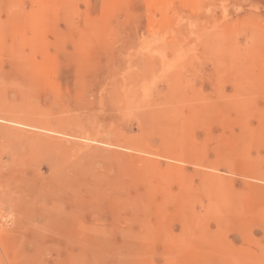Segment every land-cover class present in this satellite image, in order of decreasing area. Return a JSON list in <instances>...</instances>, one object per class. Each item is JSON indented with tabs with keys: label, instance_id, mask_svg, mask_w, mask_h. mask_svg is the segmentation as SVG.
Wrapping results in <instances>:
<instances>
[{
	"label": "rangeland",
	"instance_id": "obj_1",
	"mask_svg": "<svg viewBox=\"0 0 264 264\" xmlns=\"http://www.w3.org/2000/svg\"><path fill=\"white\" fill-rule=\"evenodd\" d=\"M0 160V264H264V0H0Z\"/></svg>",
	"mask_w": 264,
	"mask_h": 264
},
{
	"label": "bare ground",
	"instance_id": "obj_2",
	"mask_svg": "<svg viewBox=\"0 0 264 264\" xmlns=\"http://www.w3.org/2000/svg\"><path fill=\"white\" fill-rule=\"evenodd\" d=\"M26 123H27V122H26ZM29 124H30V123H29ZM32 126H33V125H32ZM28 127H30V126L28 125ZM8 129H9V128H8ZM33 129H34V128H33ZM30 130H31V127H30ZM8 131H9V130H8ZM13 132H14V131H12L11 133H13ZM29 132H30V131H29ZM29 132H28V133H29ZM4 133H5V132H4ZM11 133H10V134H11ZM8 134H9V133H8ZM10 134H9V135H10ZM13 134H14V133H13ZM26 134H27V133H26ZM36 134H37V133H36ZM23 135H24V134H23ZM71 135H72V134H71ZM31 136H32V135H30V138H31ZM17 137H18V136H17ZM19 137H20V136H19ZM22 137H23V136H21L20 138H22ZM25 137H26V136H25ZM25 137H23V138H25ZM35 137H36V136H35ZM11 138H13V137H11ZM27 138H28V136H27ZM30 138H29V139H30ZM43 138H44V137H43ZM31 139H34V138H31ZM36 139H38V138H36ZM39 139H40V138H39ZM39 139H38V140H39ZM21 140H22V139H21ZM23 140H24V139H23ZM40 140H41V139H40ZM40 140H39V141H40ZM48 140H49V138H48ZM50 140H51V139H50ZM17 141H18V140H17ZM17 141H16V142H17ZM27 141L29 142L30 140H27ZM32 141H33V140H32ZM51 141H52L51 143H53V140H51ZM11 142H12V141H11ZM11 142H9V143H11ZM14 142H15V141H14ZM19 142H20V141H19ZM22 142H24V141H22ZM36 142H37V141H36ZM36 142L34 141V144H33L34 147H33V148H35V143H36ZM45 142H46V141H45ZM49 142H50V141H49ZM49 142H48V143H49ZM31 143H32V142H31ZM40 143H41V142H40ZM46 143H47V142H46ZM46 143L43 142L44 145H45ZM11 144H12V143H11ZM17 144H19V143H17ZM22 144H23V143H22ZM71 144H72V143H71ZM15 145H16V144H15ZM46 145H48V144H46ZM17 146H18V145H17ZM19 146H20V145H19ZM21 146H22V145H21ZM28 146H29V145H28ZM36 146H37V145H36ZM38 146H39V145H38ZM13 147H14V146H13ZM30 147H32V146H30ZM11 148H12V146H11ZM11 148H10V149H11ZM18 148H19V147H17V149H18ZM59 148H60V147H59ZM75 148H76V147H75ZM17 149H16V150H17ZM19 149H21V148H19ZM19 149H18V150H19ZM31 149H32V148H31ZM38 149H39V148H38ZM64 149H66V148H64ZM77 149H78V146H77ZM26 150H27V149H26ZM26 150H24V151H26ZM67 150H68V149H67ZM14 151H15V150H14ZM31 151H32V150H31ZM35 151H36V149H35ZM59 151H60V150H59ZM82 151H84V150L82 149ZM86 151H87V150H86ZM22 152H23V150H22ZM28 152H29V150H28ZM33 152H34V151H32L31 154H34ZM61 152H62V151H60V153H61ZM63 152L66 153L65 151H63ZM17 153H18V152H17ZM26 153H27V152H26ZM55 153H56V151H55ZM57 153H58V152H57ZM57 153H56V154H57ZM28 154H29V153H28ZM28 154H27V155H28ZM66 154H67V153H66ZM76 154H77V152H76ZM16 155H17V154H16ZM19 155H20V154H19ZM24 155H25V154H24ZM60 155H61V154H60ZM64 155H65V154H64ZM68 155H69V154H68ZM68 155H66V156H68ZM78 155H79V154H78ZM85 155H86V154H85ZM85 155H83V157H84ZM31 156H32V155H31ZM34 156H35V155H34ZM56 156H57V155H56ZM75 156H76V155H75ZM14 157H15V155H14ZM61 157H62V155H61ZM64 157H65V156H64ZM69 157H70V156H69ZM88 157H89V156H88ZM30 158H31V157H30ZM65 158H66V157H65ZM75 158H77V157H75ZM75 158H74V159H75ZM84 158H85V157H84ZM86 158H87V157H86ZM15 159H16V157H15ZM15 159H14V161H15ZM75 160H76V159H75ZM78 160H79V159H78ZM23 161H24V160H23ZM65 161H66V160H65ZM72 161H73V159H72ZM76 161H77V160H76ZM0 162H1V160H0ZM80 162H81V161H80ZM80 162H79V163H80ZM84 162H85V161H84ZM86 162H87V161H86ZM86 162H85V163H86ZM76 163H77V162H76ZM76 163H75V161H74V163L72 162L71 165H73L74 168H75V167L78 168V170H79V168H80L82 165H81V163H80V167H77ZM88 163H89V162H88ZM2 164H3V163H2ZM24 164H25V163H24ZM24 164H23V165H24ZM74 164H75L76 166H74ZM3 165H4V164H3ZM3 165H2V166H3ZM13 165H14V164H13ZM28 165H30V164H28ZM24 166H25V165H24ZM40 166H41V165H40ZM40 166H39V167H40ZM78 166H79V165H78ZM86 166H87V165H86ZM19 167H20V166H19ZM41 167H42V166H41ZM41 167H40V168H41ZM43 167H44V168L50 167V169H51V167H52V166H51V161L48 160L47 162H45V163L43 164ZM73 167H72V168H73ZM82 167H83V166H82ZM4 168H5V167H4ZM15 168H16V167H15ZM52 168H53V167H52ZM86 168H87V167H86ZM6 169H7V167H6ZM88 169H89V168H88ZM42 170H43V169H42ZM69 170H70V169H69ZM78 170H77V171H78ZM4 171H5V170H4ZM40 171H41V170H40ZM70 171H71V170H70ZM75 171H76V170H75ZM77 171H76V172H77ZM83 171H84V170H83ZM83 171H81V172L83 173ZM41 172L43 173V171H41ZM85 172H86V171H85ZM87 172H89V170H87ZM66 173H67V172H66ZM13 174H14V173H13ZM1 175H2V174H1ZM73 175H74V174H73ZM14 176H15V175H12V176L10 175V177L7 178V180H9V179H13ZM77 176H78V175H77ZM6 177H7V176H6ZM17 177H18V176H17ZM64 177H65V176H64ZM71 177H72V174H71ZM2 178H3V177H2ZM22 178H23V177H18L16 180H11L9 184L12 185V182H16V184H17V183H24V184L27 183V181H28L29 178H28L27 180L22 179ZM73 178H74V177H73ZM79 178H80V176H79ZM79 178H78V179H79ZM85 178H86V177H85ZM3 179H4V178H3ZM5 179H6V178H5ZM39 179H40V178H39ZM41 179H42V178H41ZM62 179H63V178H62ZM64 180H65V179H64ZM80 180H81V178H80ZM85 180H86V179H85ZM51 181H52V180H51ZM62 181H63V180H62ZM71 181H72V179H71ZM78 181H79V180H78ZM87 181H88V180H87ZM46 182H48V181H46ZM49 182H50V180H49ZM72 182H74V181H72ZM79 182H80V181H79ZM82 182H83V180H82ZM82 182H81V184H82ZM0 183H1V182H0ZM40 183H41L40 180H39L38 184H37V182L35 181V182H32L31 184H29L28 187L21 188L19 191H17V192H18V195H17L18 198H15V199H14L15 195L12 194V193L10 192V193L12 194V197L10 198L9 201L12 203V205H14V206H20V207H21V208L19 207V209H18L19 212H21V216H22V215H23V216H28V215L30 216V215H33L34 213L36 214V208H38L39 206L35 208L34 202L39 200L37 197L40 196L41 193H44V192H41V191L43 190V187H42V190H41V191H40V189H39L40 187H39L38 185H39ZM52 183H53V182H52ZM14 184H15V183H13V185H14ZM81 184H80V186H81ZM10 185H9V186H10ZM63 185H64V184H63ZM69 185L72 186V184H69ZM69 185H68V186H69ZM23 186H24V185H23ZM57 186H58V184H57ZM77 186H78V185H77ZM62 187H63V186H62ZM66 188H67V187H66ZM69 188H70V187H69ZM78 188H79V187H78ZM83 188H85V187H83ZM11 189H12V188H11ZM28 189H31L32 192H33V198H31V199L27 198V195H28L27 190H28ZM85 189H86V188H85ZM13 190H14V189H13ZM60 190H61V188H60ZM72 190H73V189H72ZM74 190H75V189H74ZM80 190H81V188H80ZM9 191H10V190H9ZM62 191H64V190H62ZM66 191H67V190H66ZM66 191H65V193H67ZM70 191H71V190H70ZM70 191H69V192H70ZM6 192H7V191H6ZM13 192H14V191H13ZM54 192H55V191H54ZM57 192H58V191H57ZM58 193H59V192H58ZM72 194H73V193H72ZM72 194H71V195H72ZM83 194H84V193H83ZM0 195L2 196V194H0ZM60 195H61V194H60ZM75 195H77V194H75ZM79 195L81 196V194H79ZM79 195H77V196H79ZM1 196H0V198H1ZM58 196H59V195H58ZM61 196H62V195H61ZM63 197H64V196H63ZM63 197H61V198H63ZM81 197H82V196H81ZM55 198H56V197H55ZM58 198H59V197H58ZM66 198H67V197H66ZM84 198H85V197H84ZM4 199L6 200V198H4ZM1 200H2V199H1ZM5 200H4V201H5ZM45 200H46V199H45ZM62 200H63V199H62ZM64 200H65V199H64ZM67 200H69V199H67ZM60 201H61V200H60ZM70 201H71V200H70ZM70 201H69V203H70ZM0 202H1V201H0ZM63 202H64V201H63ZM78 202H79V201H78ZM84 202H85V201H84ZM2 203H4V202L2 201ZM85 203H86V202H85ZM9 204H10V203H9ZM9 204H8V205H9ZM74 204H75V203H74ZM77 204H79V203H77ZM83 204H84V203H83ZM8 205H6V206L8 207ZM10 205H11V204H10ZM53 205H54V204H53ZM70 205H71V203H70ZM54 206H56V205H54ZM10 207H11V206H10ZM42 207H44V206H42ZM72 207H73V206H72ZM83 207H84V206H83ZM85 207H86V205H85ZM54 208H55V207H54ZM63 208H64V207H63ZM46 209H47V208H46ZM73 209H74V208H73ZM75 209H77V208H76V205H75ZM78 210H79V209H78ZM14 211H15V210H14ZM55 211H56V209H55ZM75 211H76V210H75ZM57 212H58V210H57ZM3 213H4V212H3ZM13 214H14V213H13ZM43 214H44V213H43ZM48 214H49V213H48ZM48 214H46V215H48ZM55 214L57 215V213H55ZM1 215H2V213H1ZM67 215H68V214H67ZM59 216H61V215H59ZM14 217H15V216H14ZM0 218H1V217H0ZM12 218H13V217H12ZM31 218H32V216H31ZM51 218H52V217H51ZM51 218H50V219H51ZM56 218H57V217H56ZM62 218H63V217H62ZM60 219H61V218H60ZM12 220H13V219H12ZM24 220H25V219H24ZM30 220H31V219H30ZM33 220H34V219H33ZM57 220H58V219H57ZM27 221H28V220H27ZM39 221H40V220H39ZM17 222H18V221H17ZM28 222H29V221H28ZM30 222H31V221H30ZM67 222H68V221H67ZM53 223H54V222H53ZM18 224H19V223H18ZM36 224H37V223H36ZM36 224H35V225H36ZM54 224H55V223H54ZM63 224H65V223H63ZM28 225H29V223H28ZM45 225H46V224H45ZM47 225H48V224H47ZM50 225H52V223H51ZM65 225L67 226V224H65ZM65 225H64V227H66ZM23 226H24V225H23ZM41 226H42V225H41ZM48 226H49V225H48ZM55 226H56V225H55ZM16 227H17V226H16ZM21 227H22V226H21ZM24 227H25V226H24ZM29 227H30V226H29ZM53 227H54V226H53ZM58 227H60V226H58ZM58 227H57V228H58ZM67 227H69V226H67ZM70 227H71V226H70ZM26 228H27V227H26ZM30 228H31V227H30ZM48 228H49V227H48ZM61 228H62V226L60 227V229H61ZM20 229H21V228H20ZM22 229H23V227H22ZM60 229H59V230H60ZM62 229H63V228H62ZM65 229H66L65 232H67L68 229H67V228H65ZM28 230H29V229H28ZM56 231H58V230H56ZM38 232H40V231H38ZM41 232H42V231H41ZM59 232H60V231H59ZM42 233H43V232H42ZM42 233L40 234V236L45 234V233H43V234H42ZM62 233H64V232L62 231ZM4 234H5V232H4ZM35 234H36V233H34V235H35ZM1 235H2V234H1ZM47 235H49V234H47ZM2 236H3V235H2ZM8 236H9V234H8ZM8 236H7V234H6V237H7V238H8ZM54 236H55V235H54ZM58 236H59V235H58ZM3 237H4V236H3ZM3 237H2V238H3ZM13 237H14V236H13ZM50 237H51V236H50ZM4 238H5V237H4ZM4 238H3V239H4ZM54 238H59V237L55 236ZM85 238H86V237H85ZM9 239L11 240V238H9ZM9 239H8V240H9ZM42 239H43V238H42ZM38 240H39V239H38ZM82 240H83V239H82ZM3 241H5V240H2V242H3ZM84 241H85V240H84ZM86 241L88 242V239H86ZM44 242H45V241H44ZM44 242H43V243H44ZM82 242H83V241H82ZM5 243H8V242H4L3 244H5ZM18 243H19V242H18ZM45 243H46V242H45ZM45 243H44V244H45ZM83 243H84V245H85V242H83ZM40 244H42V243H40ZM44 244H42V245H44ZM8 245H9V243H8ZM8 245H7V246H8ZM38 245H39V244H38ZM45 245H46V244H45ZM36 246H37V245H36ZM85 246H86V245H85ZM11 247H12V246H11ZM39 247H41V246H39ZM39 247L37 246V249H41V248H39ZM4 248H6V247H4ZM7 248H8V247H7ZM50 248H51V247H50ZM42 249H43V247H42ZM42 249H41L40 251H42ZM45 249H46V247H45ZM45 249H44V250H45ZM7 250H8V249H7ZM47 250H48V249H47ZM38 252H39V250H38ZM54 252H56V251L54 250ZM57 252H58V251H57ZM57 252H56V253H57ZM36 253H37V252H36ZM58 253H59V252H58ZM67 254H68V253H67ZM67 254H66V255H67ZM48 255H49V254H48ZM68 256H69V255H67L66 258H68ZM71 256H72V255H71ZM37 257H40V256H37ZM41 259H42V257H41ZM55 259H56V258H55ZM58 259H59V258H58ZM43 260H46V259L43 258ZM43 260H42V261H43ZM48 260H49V259H48ZM61 260H62V259H61ZM61 260L59 259L58 261H61ZM68 260H70V259H68ZM51 261H52V260H51ZM64 261H65V260H64ZM76 261H77V260H76ZM67 262H68V261H67ZM59 263H60V262H59ZM69 263H70V261H69ZM69 263H68V264H69ZM71 263H72V262H71ZM41 264H42V263H41ZM65 264H67V263H65Z\"/></svg>",
	"mask_w": 264,
	"mask_h": 264
}]
</instances>
